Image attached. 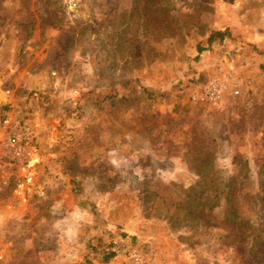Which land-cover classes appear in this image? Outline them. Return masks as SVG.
<instances>
[{"label":"rangeland","instance_id":"374dc122","mask_svg":"<svg viewBox=\"0 0 264 264\" xmlns=\"http://www.w3.org/2000/svg\"><path fill=\"white\" fill-rule=\"evenodd\" d=\"M263 65L264 0H0V119L35 138L0 149V264H264L226 221L264 222Z\"/></svg>","mask_w":264,"mask_h":264},{"label":"trees","instance_id":"16d2710c","mask_svg":"<svg viewBox=\"0 0 264 264\" xmlns=\"http://www.w3.org/2000/svg\"><path fill=\"white\" fill-rule=\"evenodd\" d=\"M226 31H213L207 39L208 44H212L215 41L222 42L226 36ZM203 51V49H199V52ZM261 69L264 70V65L261 66ZM228 186L227 184L222 187V191L224 192V188ZM259 194L262 195V200L264 201V178L262 174H259V182H258ZM255 196H247V198L243 201V204L246 211H249V214H245V211L241 214L238 212H229L226 217L227 224L230 229L238 232L242 240H249L251 244V248L255 247L258 250V254L262 257L264 261V222L257 223L253 219V206L257 203ZM247 206H246V205ZM110 256H112L110 254Z\"/></svg>","mask_w":264,"mask_h":264},{"label":"built area","instance_id":"2783aa9c","mask_svg":"<svg viewBox=\"0 0 264 264\" xmlns=\"http://www.w3.org/2000/svg\"><path fill=\"white\" fill-rule=\"evenodd\" d=\"M0 149L10 162L26 166L35 150V138L31 129L6 116L0 119Z\"/></svg>","mask_w":264,"mask_h":264}]
</instances>
